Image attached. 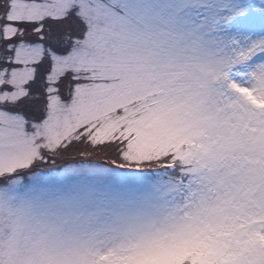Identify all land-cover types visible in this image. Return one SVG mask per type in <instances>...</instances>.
<instances>
[{
    "label": "snow or ice",
    "instance_id": "snow-or-ice-1",
    "mask_svg": "<svg viewBox=\"0 0 264 264\" xmlns=\"http://www.w3.org/2000/svg\"><path fill=\"white\" fill-rule=\"evenodd\" d=\"M0 264H264V0H0Z\"/></svg>",
    "mask_w": 264,
    "mask_h": 264
}]
</instances>
